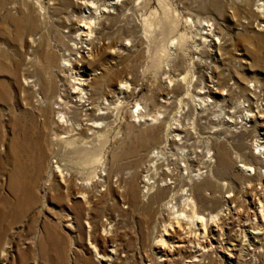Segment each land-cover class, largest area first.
Wrapping results in <instances>:
<instances>
[{
  "label": "rangeland",
  "instance_id": "rangeland-1",
  "mask_svg": "<svg viewBox=\"0 0 264 264\" xmlns=\"http://www.w3.org/2000/svg\"><path fill=\"white\" fill-rule=\"evenodd\" d=\"M219 79L255 97L245 128L220 122L250 95L199 93ZM259 114L264 0H0V264H264ZM216 129L231 162L189 178ZM165 187L205 206L158 209Z\"/></svg>",
  "mask_w": 264,
  "mask_h": 264
},
{
  "label": "bare ground",
  "instance_id": "bare-ground-1",
  "mask_svg": "<svg viewBox=\"0 0 264 264\" xmlns=\"http://www.w3.org/2000/svg\"><path fill=\"white\" fill-rule=\"evenodd\" d=\"M111 4H112V2L111 3H108V2L106 3L105 2L103 5L105 7H108ZM102 10L103 11H106V8H104ZM203 26H205V25L204 24L201 25V28H203ZM77 30H81V28L80 27H77ZM84 42H85L84 39H79V41H78V43H84ZM78 50H79V48H78ZM217 82L219 83V86H218L220 88L219 90H217V89L214 90V89H210L209 88L208 90H205L203 92L200 91L199 93H201V94H205L206 93L205 94L206 96L208 94H212V93H219V94H221L224 97V94L225 93L222 90H224V87H226L227 85L224 86V84H226V83L222 82L220 79ZM238 86H236L237 88H235V89H234L233 86L232 87L231 86L226 87V90H227L226 96H230V94H234L235 93L236 96H241L242 95V96H245L246 98H248L249 95H250V97L248 98V100H250V107H248L247 109H244V108H242V106H240V103L235 104V105H231L232 106L231 108H234V109H231V110L227 109L226 111H224L225 114H227V115L225 116V119L222 120V122H220L221 125L224 126L222 128H245L244 127L245 126V121H252V120H254L255 114L252 113L251 110L254 107L253 104L255 102H251V101L255 97L252 95V93L250 94L249 87H247V86H241V89H240V87H238ZM221 88H222V90H221ZM261 94H259V95H261ZM259 95L257 94V97ZM225 97H224V99H225ZM202 99H204V97ZM204 117L206 118V120L212 121L207 116H204ZM239 117H242V119L239 120ZM258 117L259 118H263L264 116H263V114H259ZM221 119H223V118H221ZM254 124H255V126H259V128H261L262 126H264L262 120L254 121ZM173 129L175 130V129H177V127H172L171 131H174ZM216 130H218V132H216ZM216 130L210 132V133H212V136L211 137L213 138L212 145L211 146L214 149V156L216 157L215 161H213V159H211L210 156H208V154H206L205 151H201V150L195 151V149L191 148L190 155H188L184 159L186 161L185 168L188 169V176H189V178L194 177V176L203 175L204 174V169H206L205 171H207V170L210 171V169H212L213 166H215L216 168H219V167H222L224 165H227V164H229L231 162L230 154L227 151V149L225 148V146L220 141L215 140L214 135L216 136V134L217 133L219 134V131H220L219 129H216ZM176 135H178V134H176ZM149 136L150 135L148 134V137ZM174 163H175V167L172 168V170H169L167 172L173 173V175L175 176L174 178L175 179H178L177 177H179V174L177 172V168H179V166L176 165V162H174ZM160 175H161V177H163V176L166 175V173L165 172H161ZM165 185L167 186L169 184L165 183ZM210 185L212 186L211 181L207 177V178H205L203 180V182L201 184H198L197 185V188H196L195 191H193V190H191V191H193L197 196L198 195H204L205 194V191H207L209 189V186ZM78 193H80V194H78V196L84 197L83 192H78ZM192 193L191 192H185L184 189H180V188L165 187V188H162V189L157 190V192L153 195V197H155L154 204L156 205V207L158 209H161V210H164V209L165 210H171V209H173V212H177V211H186L187 209H189V210L195 212L197 208H201V206H205V204H204V200H201L200 201L197 198L193 199L195 196L193 195L194 193L193 194ZM221 210H222V208L218 209L217 212H216V214L215 215H212V216H216L218 214H221L220 213ZM180 215L182 216L183 214H177L176 216L179 217ZM184 217L187 218V219H190L192 222H195V223H198V224L202 220L204 221V216H202V215H198V216L197 215H191V217L188 218L189 216L186 215V214H184ZM250 223H251V221L249 222V224ZM254 224H252V225L254 226ZM176 225L178 226V224H176ZM258 227H259V224H258ZM202 230H203V233H204L205 230L204 229H202ZM169 231H172L173 233L175 231L174 226H173V222H169L164 227V234H169ZM198 232H199V235H200V231H198ZM184 233H185V231H184ZM259 233L260 232L255 231V230L254 231H251V234L254 237L255 236L257 237ZM195 236H197V234ZM201 236H203V235H201ZM180 238H181V240H180L181 243L180 242H179V244L176 243L178 246H182L183 248L186 247V246H190V247H192L190 249V251L195 252V253H198L199 252L198 253L199 255L201 253L205 252V250H206L205 249V245L201 244L200 242H197L195 245H192V244H190V241L189 240H184L182 237H180ZM186 241H188V242H186ZM185 243H187V244H185ZM157 244L158 245L160 244V246H164L166 244V241H164V239L160 238L157 241ZM110 252H112V250ZM196 260L197 259H194V261H196Z\"/></svg>",
  "mask_w": 264,
  "mask_h": 264
}]
</instances>
